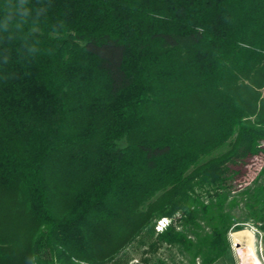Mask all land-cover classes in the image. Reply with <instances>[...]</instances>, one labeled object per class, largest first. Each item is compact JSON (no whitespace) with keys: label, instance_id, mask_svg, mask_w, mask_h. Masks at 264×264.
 I'll return each mask as SVG.
<instances>
[{"label":"trees","instance_id":"obj_1","mask_svg":"<svg viewBox=\"0 0 264 264\" xmlns=\"http://www.w3.org/2000/svg\"><path fill=\"white\" fill-rule=\"evenodd\" d=\"M263 88L264 0H0V264L229 255Z\"/></svg>","mask_w":264,"mask_h":264},{"label":"rangeland","instance_id":"obj_2","mask_svg":"<svg viewBox=\"0 0 264 264\" xmlns=\"http://www.w3.org/2000/svg\"><path fill=\"white\" fill-rule=\"evenodd\" d=\"M261 92L264 96V88ZM262 147L264 148V140L262 141ZM263 164L264 151H261L246 161L242 166V175L235 182L239 184L249 183L257 176ZM232 211L239 218L246 220V222L242 230L229 232L228 238L231 244L229 255H226L214 264H264V231L252 219L246 217V211L242 209V204L232 209ZM161 221L163 225L160 224ZM170 224L177 225L170 218L162 217L157 221L155 230L157 233H161ZM242 231H249L252 234V238L248 234L236 235ZM154 239L145 241L146 245H139L137 242H134L122 252L121 258L117 259L115 263L111 262L109 264H201L200 258H195L193 262L191 260L192 257L183 255L176 245L158 244ZM150 242L153 243V248L151 249L148 246ZM50 253L47 256L50 260H45L41 264H87L76 259H62L58 257L57 253H54V255ZM146 258L149 259V263L145 261Z\"/></svg>","mask_w":264,"mask_h":264},{"label":"clouds","instance_id":"obj_3","mask_svg":"<svg viewBox=\"0 0 264 264\" xmlns=\"http://www.w3.org/2000/svg\"><path fill=\"white\" fill-rule=\"evenodd\" d=\"M21 4H23V0H21ZM116 143L118 144V146H126V145H123L122 141H117ZM27 264H33V257L28 258Z\"/></svg>","mask_w":264,"mask_h":264},{"label":"bare ground","instance_id":"obj_4","mask_svg":"<svg viewBox=\"0 0 264 264\" xmlns=\"http://www.w3.org/2000/svg\"><path fill=\"white\" fill-rule=\"evenodd\" d=\"M243 234H248L251 238H252V234L248 231H242V232H238L236 235L237 236H240V235H243Z\"/></svg>","mask_w":264,"mask_h":264},{"label":"built area","instance_id":"obj_5","mask_svg":"<svg viewBox=\"0 0 264 264\" xmlns=\"http://www.w3.org/2000/svg\"><path fill=\"white\" fill-rule=\"evenodd\" d=\"M160 224H162V225H163V222L161 221V223H160ZM159 228H160V229H162V227H160V226H159ZM261 241H262V240H261Z\"/></svg>","mask_w":264,"mask_h":264}]
</instances>
